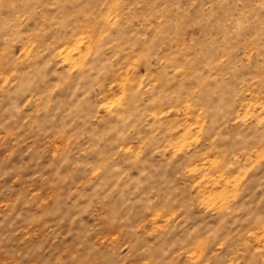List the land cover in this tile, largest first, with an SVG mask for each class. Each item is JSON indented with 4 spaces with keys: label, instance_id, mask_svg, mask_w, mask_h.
Instances as JSON below:
<instances>
[{
    "label": "rangeland",
    "instance_id": "rangeland-1",
    "mask_svg": "<svg viewBox=\"0 0 264 264\" xmlns=\"http://www.w3.org/2000/svg\"><path fill=\"white\" fill-rule=\"evenodd\" d=\"M0 264H264V0H0Z\"/></svg>",
    "mask_w": 264,
    "mask_h": 264
}]
</instances>
